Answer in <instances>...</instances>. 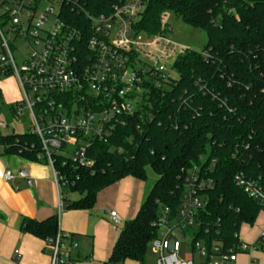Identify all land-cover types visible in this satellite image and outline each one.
<instances>
[{
    "label": "trees",
    "instance_id": "1",
    "mask_svg": "<svg viewBox=\"0 0 264 264\" xmlns=\"http://www.w3.org/2000/svg\"><path fill=\"white\" fill-rule=\"evenodd\" d=\"M125 0H62L60 20L81 33L90 31L89 17L109 15ZM135 25L146 36L167 32L163 17L173 15L202 31L201 51L176 56V79L149 74L147 98L106 143L87 151L91 169H75L71 159L53 154L55 168L70 181L78 199L66 210L89 211L98 193L125 178L145 179L149 168L157 176L135 216L125 222L108 259L144 264L156 237L160 209L173 214L179 207L184 173L205 157L213 186L192 229L195 242L211 252H227L238 241L242 224L253 225L260 205L237 186L235 177L264 186V0H143ZM81 45V44H80ZM0 156L43 163L37 137L27 131L0 135ZM19 232L45 242L58 232V218L43 221L22 217Z\"/></svg>",
    "mask_w": 264,
    "mask_h": 264
},
{
    "label": "built area",
    "instance_id": "2",
    "mask_svg": "<svg viewBox=\"0 0 264 264\" xmlns=\"http://www.w3.org/2000/svg\"><path fill=\"white\" fill-rule=\"evenodd\" d=\"M46 1L0 0V74L17 81L22 99L15 111L20 117L23 110L29 113L31 133L37 137L51 171L60 212L64 198L60 189L68 188L71 182L55 168L53 154L71 159L75 169H91L93 162L86 156L90 146L94 142L106 143L115 128L124 125L123 118L140 107L147 98L148 83L156 86L149 74L169 77L164 75L163 65L143 64L137 68L139 55L150 56L158 63L173 58V70V55H181L186 49H176L165 37L167 29L163 36L148 37L146 45L155 50L154 54L142 50L144 44L138 39L142 34L135 31V25L144 9L143 0H125L109 15L89 17L90 31L83 42L79 31L60 20L62 0H58L56 13L52 5L39 10ZM165 20L166 16L163 23ZM21 38L32 44L28 58L18 67L10 42ZM206 162L202 157L198 165L184 173L177 211L173 214L167 208L160 209L155 222L156 237L149 244L152 264H211L214 256L221 259L214 264H235L239 255L264 253L263 227L254 243L239 240L223 253L215 247L208 252L202 243H193L191 250L203 260L201 263H195L192 255L182 261L177 259L179 246L173 231H192L198 214L206 207V192L213 186L209 172L215 161ZM12 179L11 171L4 173V181ZM235 181L264 212V186L239 175ZM108 219L114 227L120 226L115 212H108ZM44 244L49 264H74L70 236L58 231ZM19 257V251H14L16 264Z\"/></svg>",
    "mask_w": 264,
    "mask_h": 264
},
{
    "label": "crops",
    "instance_id": "3",
    "mask_svg": "<svg viewBox=\"0 0 264 264\" xmlns=\"http://www.w3.org/2000/svg\"><path fill=\"white\" fill-rule=\"evenodd\" d=\"M7 171H26L27 176L20 179V175H13L10 181H4L3 175ZM126 180V181H125ZM136 183L132 178L121 180L113 186V195L123 192L121 184L125 181L130 188V181ZM29 182V183H28ZM130 182V183H129ZM134 189L128 198L124 197L126 209L121 217L125 222L131 220L140 205ZM65 200L69 203L66 197ZM63 209L58 212V198L51 178V171L46 164L28 163L17 157L0 156V264H16L13 258L14 251L18 250L20 257L17 264H49L48 255L44 253L45 244L43 241L27 234L19 232V225L22 217L43 221L48 217L57 216L58 231L62 234H69L71 242L73 236L88 242L87 250L74 253V263L79 264H101L107 261L110 250L118 238V231L112 229L108 219V212H118L114 206L109 211H105L104 218L94 222L89 211L66 210L63 200ZM116 215V216H117ZM121 225V222H120ZM111 228H110V227ZM258 237V236H257ZM244 242V241H243ZM252 242V239L245 240V243ZM90 250V251H89ZM71 253V254H72ZM84 255V256H83ZM190 255H186V257ZM193 256V255H192ZM153 259H146L144 264H152ZM119 264H137L134 262H124ZM235 264H264V253L254 252L250 255L239 256Z\"/></svg>",
    "mask_w": 264,
    "mask_h": 264
},
{
    "label": "rangeland",
    "instance_id": "4",
    "mask_svg": "<svg viewBox=\"0 0 264 264\" xmlns=\"http://www.w3.org/2000/svg\"><path fill=\"white\" fill-rule=\"evenodd\" d=\"M48 5H52L53 11L55 13L57 12L59 7L58 0H47L46 2L41 3L39 10L46 8ZM164 23L166 24L167 27L166 29L169 30L166 33L165 37L176 46L177 50L183 48L186 50L201 51L205 46L207 37L204 32L193 29L185 25L180 21V19H178L173 15L166 16V20L164 21ZM148 37H152V36H146L142 34L139 36L138 39L140 43L144 44L142 50H144L147 53L154 54L155 50L152 49L150 46L146 45L147 41L149 40ZM10 43L16 65L20 67L22 61L26 60L28 58V53L31 52L29 44L31 45L32 41L31 40L25 41L23 38H21L20 40L14 42L11 41ZM176 56H177V52L173 55V57ZM172 59L169 61L158 63L150 56L139 55L140 63H137L136 67L137 68L142 67L144 66L143 64L149 67L163 65L165 67L164 75H167L172 79H176L177 75L171 68ZM21 99L22 97L16 79L13 78L12 76H5L0 74V124H3V126H0V135H5L10 132H13L15 134H22L29 130L31 131L32 120L29 116L28 111L23 110L22 117L18 116L15 111V106L21 102ZM0 153H1V149H0ZM11 172L13 173V175L16 176L19 175L17 171H11ZM20 179L24 181L23 178L20 177ZM156 180H157V176L152 172L151 169L147 168L145 172V179L143 181H137L136 183L134 182L133 184L131 180H127L131 182L130 188H128V184L127 182H125L126 180L121 184L122 188L126 187L127 189L119 193L120 198H117V194L113 195L112 192L113 186L101 191L100 193H98L96 197L95 205L91 212V215L93 217L92 220L96 222L97 220L103 219L105 211H109L111 207L114 206L115 210L119 214L118 216L117 213L115 212L118 220L121 222V225L118 226L116 229L113 228L112 225V229L118 231L119 234L125 221L124 217H121L120 214H123L127 204L124 202L123 198L124 197L128 198V194L130 195L131 191L134 189V192L138 194L137 198L141 200L140 202H143L149 195ZM60 191L62 196L67 198L69 203L78 199V195L71 192L68 188H61ZM263 227H264V212L261 211L257 215V218L253 223V225L249 226L246 224H242L240 226L238 239L242 242L243 241L245 242V240L248 239H252V242L251 243L249 242L250 244H252L256 241L257 236L261 233ZM65 235H69V234H65ZM173 236L177 240L179 246L178 252L176 254V257L179 261L184 260V257L186 255H193V260L195 263L203 262V260L198 257L197 253L191 250V245L194 243L193 232L191 230L188 229L184 232L175 230L173 231ZM72 244L74 246V250L78 252H81L82 248L83 251H85L88 249V247H90L88 245V242L86 243V241H83L82 244H80V239L74 236H73ZM74 255H75L74 253L71 254L72 259L74 258ZM239 256H243V255H239ZM147 258L153 259L150 248H148ZM220 262L221 259L216 256L212 257L210 260L211 264L220 263ZM74 264H79V262Z\"/></svg>",
    "mask_w": 264,
    "mask_h": 264
},
{
    "label": "water",
    "instance_id": "5",
    "mask_svg": "<svg viewBox=\"0 0 264 264\" xmlns=\"http://www.w3.org/2000/svg\"><path fill=\"white\" fill-rule=\"evenodd\" d=\"M19 175H20L21 178H26V176H27V172H26V171H20V172H19ZM28 183H29V182H28Z\"/></svg>",
    "mask_w": 264,
    "mask_h": 264
}]
</instances>
